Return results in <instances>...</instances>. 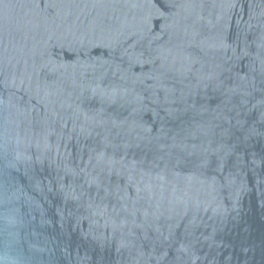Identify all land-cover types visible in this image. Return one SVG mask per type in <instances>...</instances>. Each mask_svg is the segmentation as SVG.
I'll return each instance as SVG.
<instances>
[{
  "label": "water",
  "instance_id": "water-1",
  "mask_svg": "<svg viewBox=\"0 0 264 264\" xmlns=\"http://www.w3.org/2000/svg\"><path fill=\"white\" fill-rule=\"evenodd\" d=\"M0 264H264V0H0Z\"/></svg>",
  "mask_w": 264,
  "mask_h": 264
}]
</instances>
